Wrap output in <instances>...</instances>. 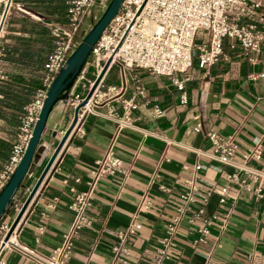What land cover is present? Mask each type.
Wrapping results in <instances>:
<instances>
[{
    "label": "crops",
    "instance_id": "0c3cea01",
    "mask_svg": "<svg viewBox=\"0 0 264 264\" xmlns=\"http://www.w3.org/2000/svg\"><path fill=\"white\" fill-rule=\"evenodd\" d=\"M68 1L14 0L4 20L0 35V172L23 109L42 87L43 64L53 47L47 25H66ZM206 42L207 35L197 32L195 47ZM222 51L220 60L206 69L198 65L195 49L191 67L172 78L113 65L100 90L107 98L94 107L95 113L84 117V135L70 137L63 145L8 247L1 250L0 264H38L21 247L43 261L56 260L55 252L72 223L68 207L76 194L91 185V207L86 212L90 224L73 238L63 264H115L119 258L126 264H264V198L252 192L254 183L240 186L228 180L237 173L235 168L205 155L211 150L207 132L232 137L237 145L234 162L245 164L243 156L259 145V158L248 164L264 172V40L257 52H250L225 38ZM173 79L184 81L182 90ZM127 102L134 105L130 112L133 128L118 130L116 123L105 118L106 106H113L122 116ZM155 108L160 116L154 114ZM57 112L56 136L45 144L14 208L0 224H11L61 132L70 125L73 112L65 108ZM109 151L121 161L122 172L95 181V162ZM237 175L243 179L241 173ZM192 178L212 194L205 204L200 194L195 196L190 211L178 221L171 256L158 260L166 226L182 206L180 196ZM223 187L227 193L222 197ZM144 196L150 206L140 211ZM199 208L206 217H216L212 224L207 226L197 217L188 221ZM133 221L137 224L134 234L121 242ZM202 229L207 231L205 235L199 232ZM115 249H125L126 254Z\"/></svg>",
    "mask_w": 264,
    "mask_h": 264
},
{
    "label": "built area",
    "instance_id": "2783aa9c",
    "mask_svg": "<svg viewBox=\"0 0 264 264\" xmlns=\"http://www.w3.org/2000/svg\"><path fill=\"white\" fill-rule=\"evenodd\" d=\"M13 2L14 0L0 2V24L3 17L5 20ZM97 2L98 0H70L67 2L66 25H47L53 47L43 64L42 87L24 107L19 118L8 160L0 172V190L20 162L46 91L54 76L65 65L68 53L76 46L78 31L84 17ZM263 7L264 0H124L118 13L92 47L82 72L76 78L74 91L67 100L65 109L73 112L91 90L105 63L110 60L106 72L99 80L87 104L78 110L76 122L68 138H81L84 135L81 127L84 117L89 113H95L94 107L107 98V94H102L100 90L104 85L107 71L113 65L118 64L124 69H142L156 76L172 78L177 74L185 73L191 67L195 49L196 59L201 68L207 69L217 63L222 57V43L225 38L232 40L233 45L245 51L257 52L260 43L264 40ZM197 32H204L207 35V42L195 47L194 40ZM183 82L173 79L178 90L183 89ZM133 108L134 105L130 102L123 103V114L119 116L113 106L107 105L104 116L116 123L118 130L130 129L133 128L130 117ZM154 114L161 115L157 108ZM64 132L62 131L61 134L63 135ZM206 138L211 149L205 154L207 158L221 165L235 168L237 173L229 175L228 180L240 186L254 183L252 192L257 198H264V172L248 164L249 161L259 158V145L243 156L245 164L238 165L234 162L237 145L232 137L224 138L214 132H207ZM195 168L198 169L199 166ZM121 172V161L109 151L96 160L94 180L104 175L111 176ZM238 173L243 175V179L238 177ZM186 185V192L180 196L182 206L177 209V215L167 224L165 236L160 241L162 248L157 252L158 260L168 259L171 256L172 248L175 246L173 237L178 221L181 216L190 211L191 205L195 202V196L200 194L201 202L205 204L212 194L210 190H202L195 178L188 180ZM92 189L93 185L87 191L76 194L70 203L68 208L73 216L72 223L64 236L62 245L55 252L58 256L56 260L52 258L49 261H43L25 248L21 247L20 250L38 264H63L69 257L73 238L90 224L86 212L91 207ZM161 189L166 191L164 188ZM226 193V188L220 189L222 197ZM220 203H223V199H220ZM149 206L150 201L147 196H144L139 210L146 211ZM195 217L201 218L207 226L216 219L215 216L206 217L203 208L197 209L188 221L192 222ZM8 228L9 225L0 224L2 240ZM136 228L137 224L133 221L121 235V242L127 235L134 234ZM199 232L202 235L207 233L205 229ZM10 238L3 248L8 247ZM115 252L121 255L126 254L125 249H115ZM115 264H126V262L124 258H119Z\"/></svg>",
    "mask_w": 264,
    "mask_h": 264
},
{
    "label": "water",
    "instance_id": "95a60500",
    "mask_svg": "<svg viewBox=\"0 0 264 264\" xmlns=\"http://www.w3.org/2000/svg\"><path fill=\"white\" fill-rule=\"evenodd\" d=\"M123 1L124 0L102 1L100 5L101 11L95 16L94 22L90 25L81 24L78 31V42L76 46L68 53L65 65L60 68L54 76L46 91L42 107L32 128L31 136L24 149L21 160L0 190V221L14 208L16 201L23 190L26 177L41 156L45 144L51 137L54 138L56 136V131L53 129V125L60 115L57 110H62L66 107L67 100L74 91L76 78L78 74L82 72V68L91 52L92 47L95 45L107 25L118 13ZM3 21L4 17L1 21L0 27L2 26ZM109 62L110 60L105 63L100 75L94 82L85 99L74 109L70 125L61 136L58 144L42 168L34 185L28 192L20 208L17 210L14 219L9 225L8 231L0 243V250L3 248L4 244L9 242V238L15 230L19 220L26 211L63 145L67 141L76 122L78 110L87 104V101L89 100L99 80L106 72Z\"/></svg>",
    "mask_w": 264,
    "mask_h": 264
},
{
    "label": "rangeland",
    "instance_id": "374dc122",
    "mask_svg": "<svg viewBox=\"0 0 264 264\" xmlns=\"http://www.w3.org/2000/svg\"><path fill=\"white\" fill-rule=\"evenodd\" d=\"M104 0H98L95 7L84 17L83 25H90L95 20V16L98 15L101 11V3Z\"/></svg>",
    "mask_w": 264,
    "mask_h": 264
}]
</instances>
